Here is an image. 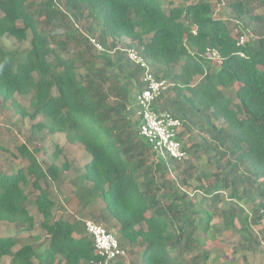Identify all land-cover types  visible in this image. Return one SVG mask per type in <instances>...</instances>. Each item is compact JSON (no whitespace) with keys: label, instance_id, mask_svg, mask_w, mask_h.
Returning a JSON list of instances; mask_svg holds the SVG:
<instances>
[{"label":"trees","instance_id":"trees-1","mask_svg":"<svg viewBox=\"0 0 264 264\" xmlns=\"http://www.w3.org/2000/svg\"><path fill=\"white\" fill-rule=\"evenodd\" d=\"M169 5L0 0V106L24 121L41 117L32 134H64L83 150L80 166L62 162L60 148L41 162L39 147L24 143L17 153L28 164L0 168V259L104 264L84 218L116 228L121 248H138L142 264H209L215 217L243 231L237 261L264 252V0H226L217 17L211 0ZM129 50L166 82L154 106L181 121L188 160L157 155L139 135L144 69ZM70 172L67 198L85 215L56 219L54 190Z\"/></svg>","mask_w":264,"mask_h":264},{"label":"rangeland","instance_id":"rangeland-1","mask_svg":"<svg viewBox=\"0 0 264 264\" xmlns=\"http://www.w3.org/2000/svg\"><path fill=\"white\" fill-rule=\"evenodd\" d=\"M165 9L170 8L169 3L172 5H182L183 3H189L192 0H160ZM214 5L216 17L225 11L227 12V8L225 7L226 0H221L222 3H218V0H211ZM2 16L0 12V17ZM236 32V31H235ZM247 40V37H245ZM5 44L12 48L16 47V45H12L9 42L5 41ZM28 45H24L26 48ZM211 65L217 64L216 58L210 57ZM226 94H229L228 92ZM19 103L31 111L28 97H20L17 96ZM1 103V99H0ZM43 121L41 117L37 119L30 120H21L18 116H16L9 108V106H0V168L2 170L10 167L16 169L19 166L27 165V161H22L21 157L17 153V147L21 144H27L28 147L38 146L40 149V154L38 155V159L42 162L46 160V155L51 154L56 148H60L62 152L61 161L63 162L65 158L69 161L76 163V165L80 166L79 161L83 155V150L77 144H70L67 142L64 134H49L45 131H38L34 134L31 133L32 124H37L38 122ZM43 137V139H41ZM194 137L197 138V134L194 133ZM33 144V145H32ZM32 145V146H31ZM13 153L15 156H13ZM201 161L199 164H203ZM198 164V165H199ZM70 179L66 181L61 188L60 194L57 193L56 190L54 195L56 196V206L53 210L55 218L58 219L62 217L67 220H73L74 218H82L85 213L82 211L80 204L77 202L74 196H69V190L73 189V181L76 180V175L73 172L68 174ZM62 192V193H61ZM54 196V197H55ZM225 205V204H224ZM222 207H224L222 205ZM31 213L33 215H37L35 209L31 207ZM90 210H98L91 208ZM247 212H250V209L246 207ZM87 214V213H86ZM38 218V217H37ZM84 220H89V218H84ZM38 224V222H37ZM104 226L106 229H109L116 237L117 230L116 228H109L107 225L103 223H99ZM213 224L217 226V228L212 229V232L206 238V248H210L211 250V259L209 260V264H243L241 260L237 261V257L234 255L235 249H241V243H248L243 238V231H240L239 224L236 223L237 229L239 230H231L226 229L225 224L222 222V218L215 217L213 219ZM262 231L264 226L262 225ZM3 232L6 234H13V231L10 229V226L3 227ZM254 229V230H253ZM252 232H259L258 228H253ZM39 230L35 231L34 234H39ZM259 237L261 240L260 250L264 248V238L261 232H259ZM259 250V251H260ZM127 255L125 258L121 259L124 264H142V261L139 255V249L136 247L127 248ZM251 262V260H250ZM249 262V264H250ZM0 264H10L9 258L0 259ZM251 264H264V252L258 254L256 258L251 262Z\"/></svg>","mask_w":264,"mask_h":264},{"label":"built area","instance_id":"built-area-1","mask_svg":"<svg viewBox=\"0 0 264 264\" xmlns=\"http://www.w3.org/2000/svg\"><path fill=\"white\" fill-rule=\"evenodd\" d=\"M92 42L98 49L101 46L94 40ZM245 42L241 37L239 44ZM129 58L144 69V88L137 96L136 116L140 120L139 135L146 140L157 155L167 156L181 162L189 159V154L183 147L178 136L182 123L167 111L155 109V102L167 88L165 81H158L150 72L145 59L139 56L135 50H129ZM87 233L92 237L95 252L105 261L104 264H112L126 257L127 252L122 249L117 237L104 226L93 221H86Z\"/></svg>","mask_w":264,"mask_h":264},{"label":"clouds","instance_id":"clouds-1","mask_svg":"<svg viewBox=\"0 0 264 264\" xmlns=\"http://www.w3.org/2000/svg\"><path fill=\"white\" fill-rule=\"evenodd\" d=\"M95 41V40H94ZM91 42H92V40H91ZM96 42V41H95ZM93 43V42H92ZM94 44V43H93ZM98 44V43H97ZM95 45V44H94ZM171 114V113H170ZM163 156V155H162ZM88 221V220H87Z\"/></svg>","mask_w":264,"mask_h":264},{"label":"crops","instance_id":"crops-1","mask_svg":"<svg viewBox=\"0 0 264 264\" xmlns=\"http://www.w3.org/2000/svg\"><path fill=\"white\" fill-rule=\"evenodd\" d=\"M38 234V233H37Z\"/></svg>","mask_w":264,"mask_h":264}]
</instances>
